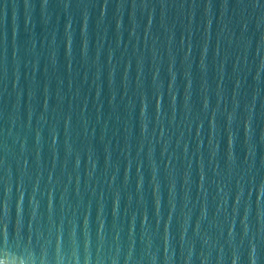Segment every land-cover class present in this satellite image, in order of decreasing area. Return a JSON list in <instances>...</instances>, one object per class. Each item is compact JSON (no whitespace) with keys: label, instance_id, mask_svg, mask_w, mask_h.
I'll list each match as a JSON object with an SVG mask.
<instances>
[{"label":"water","instance_id":"95a60500","mask_svg":"<svg viewBox=\"0 0 264 264\" xmlns=\"http://www.w3.org/2000/svg\"><path fill=\"white\" fill-rule=\"evenodd\" d=\"M0 264H264V0H0Z\"/></svg>","mask_w":264,"mask_h":264}]
</instances>
